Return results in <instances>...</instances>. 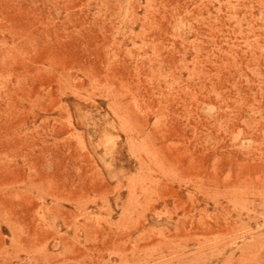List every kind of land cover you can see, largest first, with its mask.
Masks as SVG:
<instances>
[{"label":"rangeland","instance_id":"obj_1","mask_svg":"<svg viewBox=\"0 0 264 264\" xmlns=\"http://www.w3.org/2000/svg\"><path fill=\"white\" fill-rule=\"evenodd\" d=\"M0 264H264V0H0Z\"/></svg>","mask_w":264,"mask_h":264}]
</instances>
